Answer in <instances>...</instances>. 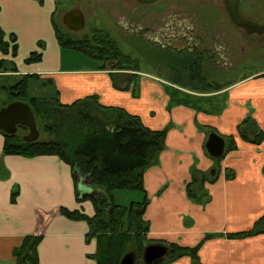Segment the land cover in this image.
I'll use <instances>...</instances> for the list:
<instances>
[{
	"label": "crops",
	"instance_id": "obj_1",
	"mask_svg": "<svg viewBox=\"0 0 264 264\" xmlns=\"http://www.w3.org/2000/svg\"><path fill=\"white\" fill-rule=\"evenodd\" d=\"M56 6L57 0H44L43 4L0 0V29L8 41L15 35L18 45L15 57L11 52L0 53V61L6 60L14 69L0 74L1 91L5 92L2 83L9 85L21 76L37 75L40 80L31 81H40L42 93L58 91L62 105L97 96L103 106L139 116L152 130L167 129V148L144 176L150 200L144 216L151 225L148 239L182 247L201 245L203 264H264V234L226 238L227 234L250 231L264 215V142L260 146L249 144L237 129L251 116L264 131V69L249 72L245 80L229 82L218 93H196L197 106L174 104L160 80L146 76L134 82L126 75L133 72L112 70V64L106 70H99L101 65L96 64L89 68L88 59L85 68H66L64 48L55 29ZM41 43L45 48H39ZM35 51L42 60L26 63ZM206 98L211 104L200 105ZM220 102L223 111L219 115L214 110ZM206 127L218 132L227 146L233 137L237 149L226 152L219 162L209 157L204 148ZM4 143L0 133V264H15L13 251L29 235L43 236L38 248L40 264H96L88 258L97 246L95 240L86 239L88 223L59 213L65 208L95 215L93 203L83 200L95 193L89 182H80L77 177L76 183L71 167L56 156L7 155ZM193 167L203 173L218 171L216 180L205 186L210 200L204 206L188 198ZM227 169L235 174L234 179H227ZM14 192L18 193L15 202ZM206 235L215 237L203 242ZM172 264H191V259L184 257Z\"/></svg>",
	"mask_w": 264,
	"mask_h": 264
},
{
	"label": "trees",
	"instance_id": "obj_2",
	"mask_svg": "<svg viewBox=\"0 0 264 264\" xmlns=\"http://www.w3.org/2000/svg\"><path fill=\"white\" fill-rule=\"evenodd\" d=\"M36 1L43 4L44 0ZM55 29L63 48L85 53L101 61L103 64L99 70H106L108 64H112V70L133 72L126 75L132 77L134 82L140 80V76L136 73H143L142 68L136 66L135 61L121 50L109 33L99 32L92 40L94 43L92 47L88 39L65 40L58 25ZM9 38V41L6 40L5 32L0 29V53L8 55L11 52L15 57L18 51L17 40L15 35ZM200 51L199 68L193 62L192 54L187 53L186 59L178 55H169L168 64L177 67L166 70L171 78L170 83L193 85L210 83L197 86L195 93H218L225 89L226 85H220L215 81L211 83L206 73L209 63L205 57L214 58L215 54L208 50ZM41 60V54L32 53L26 63H38ZM8 65L6 60L0 61V74L14 70ZM31 80H40V78L37 75H25L9 85H4L5 93L10 97L4 101L0 98V109L15 101L27 103L34 111L38 129L39 131L41 129L40 133L42 132L44 137L40 136L38 141L28 143L19 134L11 136L0 131L5 137L4 153L29 158L56 156L71 167L76 183L78 179L75 173L78 172L81 173V178L89 179L90 187L95 193L86 196L83 200L93 203L95 215L89 217L80 211H70L65 208L59 210V213L68 219L88 223L89 233L86 239L88 242L95 240L97 245L95 253L88 258L96 264H120L127 253L134 252L140 259L147 245L158 243L169 247L171 252L164 261L157 264H172L184 257L190 258L191 264H203L199 258L201 245L182 247L162 240L148 239L151 225L144 220V216L150 200L144 188V176L145 172L156 163L160 154L166 150L168 130H152L145 126L139 116L129 114L119 107L103 106L97 96L81 99L71 105L60 103L58 91H55V94L43 92L32 96L29 94ZM39 82L36 81L34 84L42 89ZM186 95L183 92L182 95L170 96L174 99V104L190 106V100L188 97L185 98ZM206 129L208 133L213 131L210 127ZM237 129L242 140L249 144L260 146L264 142V131L251 116H248ZM228 141L226 152L236 150L237 143L234 138L229 137ZM210 172L203 173L196 167L192 168L193 180L187 187V193L189 200L194 204L204 206L210 200L205 186L216 180L218 171L215 175ZM262 172L264 175V166ZM226 173L228 180L235 178V174L229 169ZM116 191H129L134 194L137 192L142 198L139 201H131L128 206H122L116 204L114 200ZM17 194V192L13 193L12 201L15 202ZM261 234H264V215L250 231L227 234L226 238L243 239ZM213 237L215 236L206 235L203 242ZM42 239V235L25 237L23 243L13 251L15 264H40L38 248Z\"/></svg>",
	"mask_w": 264,
	"mask_h": 264
},
{
	"label": "rangeland",
	"instance_id": "obj_3",
	"mask_svg": "<svg viewBox=\"0 0 264 264\" xmlns=\"http://www.w3.org/2000/svg\"><path fill=\"white\" fill-rule=\"evenodd\" d=\"M56 9V22L65 40L83 41L88 39L93 47V38L99 32L104 31L117 41L125 54L129 53L137 58H139L137 56L139 53L134 52L133 49L136 47L144 52V44L139 40L130 38V36L137 34L136 30L139 29V26L144 28L146 22L138 20L139 23L133 24V18L143 15L150 17L151 15L153 20L158 22V19H165L172 13L183 14V18L187 20L186 24L193 27L194 31H198V40L200 45L203 46L202 51L212 49V53L215 54L214 62L209 64L206 69L208 80L211 83L215 81L220 85H226L229 82L240 80L247 72L264 69V35H249L243 29L235 26L227 13L224 0H161L151 6L138 4L133 0H57ZM73 9H80L84 13L86 26L82 31H70L63 24V16ZM239 13L243 18L264 26V0H241ZM156 14L158 15L155 17ZM153 24L150 22L149 27L158 28V25L154 24L153 26ZM41 45L43 44L41 43ZM39 48H45V44ZM75 51L64 48V66L66 68H85L84 64L87 59L89 68L95 67L94 64H103L85 53ZM150 54L148 52L144 53L146 56L145 58L142 57L141 62L147 60ZM155 56L156 63H169L161 55L155 54ZM142 71L145 74H151V70L147 69L145 64ZM151 75L160 77L154 73ZM113 80L116 81L117 79L113 78ZM34 82H30L29 94L32 96L42 94V89ZM2 84L5 85V83ZM207 84L210 83L197 85L192 83H164L163 86L169 96L172 94L182 95L183 90H186L185 95H189H186L185 98H189L190 106L192 104L197 106L198 102L193 98L196 94V88L199 85L205 86ZM9 97L10 95L2 92L0 88L1 100L4 101ZM209 104H211L210 98H206L200 103V105L205 106ZM218 111L219 115L223 111L222 102L215 106L214 112ZM28 133V130L20 129L18 131V134L22 137L27 136ZM41 134V138H43V133L41 132ZM77 177L80 182H89L88 178H81L79 175ZM88 187L90 188L89 185ZM141 198V194L137 192L135 194L129 191H116L114 193L116 204L122 206H128L131 201H139Z\"/></svg>",
	"mask_w": 264,
	"mask_h": 264
},
{
	"label": "water",
	"instance_id": "obj_4",
	"mask_svg": "<svg viewBox=\"0 0 264 264\" xmlns=\"http://www.w3.org/2000/svg\"><path fill=\"white\" fill-rule=\"evenodd\" d=\"M134 1L141 4H153L159 0ZM224 2L227 13L235 26L243 29L249 35H264V26L249 21L240 15L239 5L241 0H224ZM63 23L69 30L75 32L82 31L86 26L84 13L80 9H74L65 14ZM248 76L249 72L243 75L241 80L247 79ZM19 128H25L29 131L28 135L23 137L25 142L32 143L40 139L41 133L38 129L36 115L32 108L22 101L12 102L0 109V131L7 135L15 136L18 134ZM204 148L209 157L214 160H221L226 155L227 142L218 132L210 131L207 135ZM211 173L215 175L216 170H212ZM75 175L81 176V173L78 172ZM170 252L169 247L153 243L145 247L140 259L136 253L129 252L121 259L120 264H157L164 261Z\"/></svg>",
	"mask_w": 264,
	"mask_h": 264
},
{
	"label": "flooded vegetation",
	"instance_id": "obj_5",
	"mask_svg": "<svg viewBox=\"0 0 264 264\" xmlns=\"http://www.w3.org/2000/svg\"><path fill=\"white\" fill-rule=\"evenodd\" d=\"M138 4H141V3H138ZM142 5L151 6L152 4H142ZM158 14H156L155 17ZM133 19H134L133 24L139 23L138 20L142 22H146V25L144 28L143 27L140 28L139 26V29L136 30L137 34H132L130 36V38H133L134 40H139L144 44V52L140 51L138 48L135 47L133 51L139 53V55L137 56L140 59L137 57H134L133 55L129 53H127V55H129L131 59L135 61V63L137 64L136 66L142 68L143 65L145 64L146 68L151 70V74L154 73L160 76V77H155V76H152L151 74H145V73H140V72L136 73L137 75L140 76V79L148 76V78H151V79L157 78L155 80H160V82L171 84L170 83L171 78H170L169 72L166 73V70L177 69V67L169 65L166 62L162 64L156 63L155 54L161 55V57L165 59H167L169 55H173V56L178 55L180 56V58L186 59L187 53L192 54L193 62L196 63L197 67L199 68V61L201 59L200 50H202L203 46L200 45V42L198 40L199 38L198 31H194L193 27H190L186 24L187 20L183 18V14L172 13L168 15L165 19H158V22L154 21L151 15L150 17L147 15L137 16V18H133ZM150 22L158 25L157 26L158 28L149 27ZM203 49H206V48H203ZM211 50L212 49H209L208 51H211ZM147 52L151 54L147 57V60H145L144 62H141L142 57L145 58L146 56L144 55V53H147ZM214 58L207 56L205 57V60L209 64H211L212 62H214L215 60ZM188 61L191 62L190 60ZM20 129L24 130V128H19V130Z\"/></svg>",
	"mask_w": 264,
	"mask_h": 264
}]
</instances>
